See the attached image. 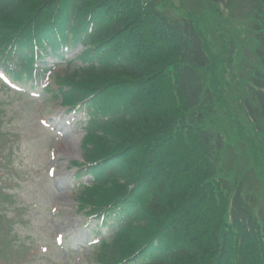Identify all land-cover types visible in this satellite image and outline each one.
<instances>
[{
	"label": "trees",
	"instance_id": "16d2710c",
	"mask_svg": "<svg viewBox=\"0 0 264 264\" xmlns=\"http://www.w3.org/2000/svg\"><path fill=\"white\" fill-rule=\"evenodd\" d=\"M190 1L224 13L226 0ZM246 1V32L214 37L218 52L158 0H0V63L16 78L45 47H84L53 97L92 110L83 152L97 183L80 205L135 214L104 264H264V0Z\"/></svg>",
	"mask_w": 264,
	"mask_h": 264
},
{
	"label": "rangeland",
	"instance_id": "374dc122",
	"mask_svg": "<svg viewBox=\"0 0 264 264\" xmlns=\"http://www.w3.org/2000/svg\"><path fill=\"white\" fill-rule=\"evenodd\" d=\"M158 1L162 3L160 9H166L178 17H190L195 26L203 31L209 45L214 47L211 50L221 51L215 47L214 37L225 41L231 38L241 40L240 34L233 33L247 30L248 20L241 17V14L248 12L246 0H226L221 5L224 11L221 16L218 13L209 14L206 9H194L190 0ZM201 3H205V0ZM226 13L236 16L234 18L244 24L239 26ZM213 31L215 36L211 34ZM80 51V47L72 50L67 58L74 60ZM64 67V63L57 64L54 73L64 74ZM0 112V132L9 134L0 139V152L3 155L6 152L9 160H13L11 167L4 169L5 174L0 177V189H3L0 209L10 214L18 225L17 242L35 249L44 248V245L50 248L48 253L37 255L36 264H95L91 262L94 259L92 250L89 252L86 246L80 245L83 233L88 230L83 227L84 220L76 209L72 189V175L75 172L71 169L72 163L82 162L83 133L79 126L55 125L64 127L63 137H58L56 132L46 130L40 124L41 119L57 123L55 118L63 115V109L58 102L52 101L49 93L42 94L39 100L31 96L23 98L8 91L1 82ZM16 135L21 139L19 143L15 141ZM51 167L55 168L53 177L48 176ZM5 195H10V198H5ZM258 204L260 214L264 216V198ZM60 233L64 235L65 243L68 240L74 243V254L57 250L54 246V236ZM78 255L80 262L74 263ZM0 262L9 264L5 259H0ZM16 262L31 264L18 259Z\"/></svg>",
	"mask_w": 264,
	"mask_h": 264
}]
</instances>
